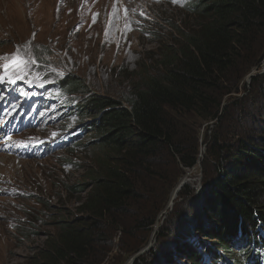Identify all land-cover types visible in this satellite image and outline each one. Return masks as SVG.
<instances>
[{"label": "trees", "instance_id": "1", "mask_svg": "<svg viewBox=\"0 0 264 264\" xmlns=\"http://www.w3.org/2000/svg\"><path fill=\"white\" fill-rule=\"evenodd\" d=\"M185 7L191 22L175 26L176 36L163 44L155 68L135 76L130 92L121 99L91 93L73 75L61 80L66 95L86 96L71 113L78 120L89 118L84 132L93 137L90 164L87 177L68 186L74 193H85V198L78 213L52 216L55 230L44 232L42 246L26 264H105L118 232L119 250L134 251L139 241L123 243L129 237L142 239L153 226L160 203L159 195L153 198L151 193L160 192L181 176L183 167L197 162L198 132L183 135L177 129L190 116L216 122L201 140L206 143L201 163H211V172L196 207L199 218H192L196 221L187 234L199 247L188 242L175 245L166 264L209 263L203 253L214 263L260 261L264 132L248 129L258 121L248 113L257 103L254 98L264 96V72L250 76L248 85L242 76L264 60V0H189ZM240 82L246 93L231 97ZM225 96L233 103L223 105ZM150 181L159 186L151 189ZM177 195L180 201L195 197L188 184ZM161 231L162 245L171 234L167 228ZM234 251L247 258L233 257ZM113 257L110 264L118 261ZM158 257L152 251L133 264H154Z\"/></svg>", "mask_w": 264, "mask_h": 264}, {"label": "rangeland", "instance_id": "2", "mask_svg": "<svg viewBox=\"0 0 264 264\" xmlns=\"http://www.w3.org/2000/svg\"><path fill=\"white\" fill-rule=\"evenodd\" d=\"M188 1L0 0V67L24 57L34 66L47 70L43 71L45 73L73 75L91 93L121 99L130 92L135 76L145 69L155 68L163 44L176 36L175 26L191 22L190 12L185 7ZM260 67H264V60L258 69ZM258 69L254 66L242 76L245 85L249 84L248 76L253 71L261 72ZM244 83H239L238 93L231 97L246 93ZM77 97L75 103L86 96ZM225 97L223 105L233 103L229 101L231 98ZM253 98L242 99L252 101ZM255 99L257 103L252 112L247 113L262 123H252L248 129L264 132V96L257 95ZM65 111L61 110L54 125L41 124L21 133L17 139L60 138L90 123L86 120L89 118L67 117ZM81 121L84 122L79 123ZM214 123L215 120H196L195 116H190L177 127L183 135L198 132L200 153L196 164L183 167L180 177L171 180L160 192L151 193L153 198L159 195L160 203L153 226L143 233L142 239L129 237L124 240L123 244L139 241L137 248L129 253L119 250L122 233L118 232L105 264L112 262L111 256L118 258L114 264H128L133 255L137 254L138 258L152 251L159 256L154 264H166L169 256H173V247L188 242L187 234L192 232L196 221L192 218L198 219L200 215L196 207L201 202L203 184L211 172V163H201L206 150V143L201 140L204 133L213 130ZM92 139L83 131V136L68 147L53 152L19 155L12 150H0V264H26L42 246L44 232L55 230L51 218L78 213L76 208L84 200L85 193H74L68 186L81 183L87 177ZM184 178L188 179L185 184L192 190L191 196H195L188 201H180L177 193L181 187L174 193ZM151 185V189L159 186L156 182ZM185 220H190L192 225ZM162 228H167L171 235L169 241L161 245L158 240ZM232 256L243 261L247 258L237 251ZM181 263L188 264L183 260Z\"/></svg>", "mask_w": 264, "mask_h": 264}, {"label": "snow or ice", "instance_id": "3", "mask_svg": "<svg viewBox=\"0 0 264 264\" xmlns=\"http://www.w3.org/2000/svg\"><path fill=\"white\" fill-rule=\"evenodd\" d=\"M173 2H176V0H173ZM125 12H127V9H125ZM141 15H143V13H141ZM22 61L19 59V57H17L16 59H13L10 64H5L4 67L7 68L10 65H17L19 63H21Z\"/></svg>", "mask_w": 264, "mask_h": 264}, {"label": "water", "instance_id": "4", "mask_svg": "<svg viewBox=\"0 0 264 264\" xmlns=\"http://www.w3.org/2000/svg\"><path fill=\"white\" fill-rule=\"evenodd\" d=\"M258 70H260L261 72H263V71H264V67L261 68V69H258ZM254 75H255V71H253L252 74H251L250 76H254ZM250 76H248V78H250ZM182 181H183V180H182ZM182 181L180 182V183H181V187H182V186L184 185V183H185L184 181H183V182H182ZM178 186H179V185H177V187H178ZM136 256H137V254H136V255H133L130 259H133V260H134V259L136 258ZM133 260H132V261H133Z\"/></svg>", "mask_w": 264, "mask_h": 264}, {"label": "bare ground", "instance_id": "5", "mask_svg": "<svg viewBox=\"0 0 264 264\" xmlns=\"http://www.w3.org/2000/svg\"><path fill=\"white\" fill-rule=\"evenodd\" d=\"M260 68H261V67H260ZM183 181L186 183V182L188 181V179H187V178H184ZM183 181H182V182H183ZM185 183H184V184H185ZM180 187H181V183H179V186L175 188L174 193H176ZM132 260H133V259H129L128 264H130V263L132 262Z\"/></svg>", "mask_w": 264, "mask_h": 264}]
</instances>
